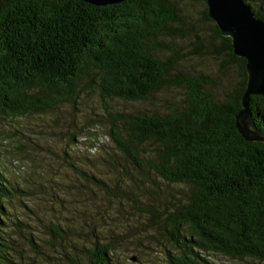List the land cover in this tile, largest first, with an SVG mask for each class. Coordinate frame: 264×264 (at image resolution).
Masks as SVG:
<instances>
[{
    "label": "trees",
    "instance_id": "obj_1",
    "mask_svg": "<svg viewBox=\"0 0 264 264\" xmlns=\"http://www.w3.org/2000/svg\"><path fill=\"white\" fill-rule=\"evenodd\" d=\"M199 1L203 19L212 26L209 46L196 54L223 57V74L235 65L237 80L219 85L181 67L195 53L179 54L161 41L182 36L184 22L174 0L104 6L82 0H0V111L10 117L43 113L75 103L81 91L96 90L102 116L68 134L65 155L72 151L89 167L105 161L116 176L109 185L67 161L73 173L118 200L131 202L129 189L148 200L142 202L147 207H136L158 217L172 247L167 264H216L211 254L263 264L264 141H248L235 127L247 80L245 59L232 53L231 39L207 16L206 0ZM244 2L264 22V0ZM173 88L182 96L160 111L112 104L146 101ZM249 107L264 135V95L250 96ZM151 173L179 187L167 192L158 208L152 203L159 198L151 200L149 193H157L160 182ZM11 185L0 170V264H18L6 230V202L23 190ZM79 251L82 261L67 256L70 264H114L110 243L94 239Z\"/></svg>",
    "mask_w": 264,
    "mask_h": 264
},
{
    "label": "rangeland",
    "instance_id": "obj_2",
    "mask_svg": "<svg viewBox=\"0 0 264 264\" xmlns=\"http://www.w3.org/2000/svg\"><path fill=\"white\" fill-rule=\"evenodd\" d=\"M174 2L184 22L182 36L173 41L161 38V41L173 44L179 54L195 53L184 58L181 67L189 73L206 75L219 85L237 80L235 65L223 74V57L196 54L202 45L209 46L212 26L203 19L202 1ZM195 34L199 35L200 43L194 44ZM181 96V90L173 88L146 101L117 100L112 104L130 111H160ZM102 108L97 91L92 90L81 91L75 103H61L43 113L10 117L0 111V170L10 185L23 190L6 202V230L18 250V264H70L67 256L82 261L79 249L89 247L94 239L111 244L114 264H167L166 251L172 247L158 225V217L140 213L136 207H147L143 203L148 200L132 189L127 196L134 205L118 200L81 179L67 164L73 161L109 185L114 182L116 175L107 162L97 160L89 167L76 153L65 155L69 149L68 134L84 128L98 114L102 116ZM79 146L84 149L86 145ZM151 179L160 182V190L149 193L151 200L159 198L152 203L155 208L167 199V192H178V186L163 182L153 173ZM125 183L127 187L130 185L129 181ZM31 240L37 247L32 246ZM210 258L216 264L256 263L250 258L239 260L221 254H211Z\"/></svg>",
    "mask_w": 264,
    "mask_h": 264
},
{
    "label": "water",
    "instance_id": "obj_3",
    "mask_svg": "<svg viewBox=\"0 0 264 264\" xmlns=\"http://www.w3.org/2000/svg\"><path fill=\"white\" fill-rule=\"evenodd\" d=\"M82 1L104 6L124 0ZM206 6L207 16L215 21L223 36L231 39L232 53L245 59L247 80L241 109L235 115V127L248 141H264L249 107L250 96L264 95V22L255 17L244 0H206Z\"/></svg>",
    "mask_w": 264,
    "mask_h": 264
}]
</instances>
